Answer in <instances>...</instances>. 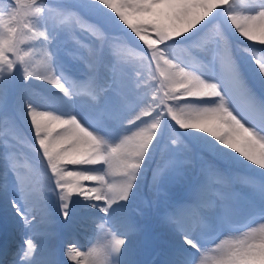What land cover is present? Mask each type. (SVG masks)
Here are the masks:
<instances>
[{
	"label": "snow or ice",
	"instance_id": "6c2138e0",
	"mask_svg": "<svg viewBox=\"0 0 264 264\" xmlns=\"http://www.w3.org/2000/svg\"><path fill=\"white\" fill-rule=\"evenodd\" d=\"M67 20L101 35L87 56L69 50ZM114 37L141 51L146 87L109 70ZM180 48L209 72L190 71ZM33 79L52 85L51 110L29 98ZM12 103L23 115L10 131L31 137L45 183L0 158V220L26 237L0 243V264H141L146 234L154 264H264V223L225 236L240 217L264 220V0H0V114ZM50 196L65 226L91 225L86 251L53 245Z\"/></svg>",
	"mask_w": 264,
	"mask_h": 264
},
{
	"label": "rangeland",
	"instance_id": "374dc122",
	"mask_svg": "<svg viewBox=\"0 0 264 264\" xmlns=\"http://www.w3.org/2000/svg\"><path fill=\"white\" fill-rule=\"evenodd\" d=\"M59 22V21H58ZM65 23H67L68 25L71 26L72 31L70 34V51L72 53H74L76 56H87L90 52L91 49H93L96 45H98L101 42V35L99 33L93 34V32L88 29V27L84 26L85 28L83 30H78L80 32V38L84 39V40H80L78 37H76L75 33L76 30L75 28L73 29V27H78L80 26V24L75 23L74 20H67L65 21ZM85 24V22H84ZM113 40V39H112ZM115 43L117 45H119L118 48H114L112 47L110 44H108L107 42V47L109 50V54H110V59H111V63L108 65L109 70H117L119 71L121 68L126 67L129 69H132V76L134 79V83L136 82L135 78L137 76V73L140 74V76L142 77V80L140 81L141 86L145 87L148 84L151 83V74H152V70L148 67L147 61L143 59V61L141 62L140 57H143L141 51L137 48L134 47H130V46H126L125 43L123 41L122 37H116ZM251 43V42H248ZM205 44L208 47H212V43L210 41H205ZM132 51L135 52V54L131 53ZM178 51H182L185 53V56H180ZM178 51H176V56L178 58V61L183 62V64L189 66L191 63H193V55L186 49L180 48ZM194 51V53H197L198 55L202 56V53L199 52V50H192ZM126 52V53H125ZM79 67H87L86 65H78ZM150 69V70H149ZM196 71H200L201 73H207V71L203 68V67H199L197 68H193ZM37 76L44 74V70L41 66V58L40 56H37L36 61L34 63V67L32 69ZM148 75V76H146ZM71 76V75H70ZM72 77V76H71ZM34 83H37L38 85H42L43 87H45V95L44 96H40V94L34 93L33 91H31L29 93V98L34 99V100H38V104L39 110L41 111H47V110H51L48 105L50 103L54 102V97H53V92L54 89L52 87V85L40 81L39 79H33ZM75 83H70V82H66V87L69 88L70 92L76 94V95H83L85 93V91H72L71 89L75 87ZM149 94L151 93V89L150 91L148 90ZM236 96L233 95V98H235ZM40 103V104H39ZM235 103V101H233V104ZM11 106V105H10ZM16 109L17 111H19V107L18 104L16 105ZM4 114H0V142L6 147V148H10L13 145H15L13 143L12 138H10L9 136H3L2 132L3 131H10V125H11V120L7 119L6 117H4ZM22 113H19V118H20V122L22 123ZM11 135V133H10ZM4 147L5 150H7ZM21 161L23 162V164H25V167L22 168L24 170H27L28 172L32 171L33 174H39L40 176H44L43 173L45 171L43 163H40V166H35L33 160L28 157V160H23L20 157ZM55 245V244H53ZM86 251V250H85Z\"/></svg>",
	"mask_w": 264,
	"mask_h": 264
},
{
	"label": "bare ground",
	"instance_id": "6f19581e",
	"mask_svg": "<svg viewBox=\"0 0 264 264\" xmlns=\"http://www.w3.org/2000/svg\"><path fill=\"white\" fill-rule=\"evenodd\" d=\"M8 223H9V224H11V222H10V221H8Z\"/></svg>",
	"mask_w": 264,
	"mask_h": 264
}]
</instances>
